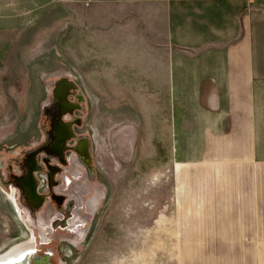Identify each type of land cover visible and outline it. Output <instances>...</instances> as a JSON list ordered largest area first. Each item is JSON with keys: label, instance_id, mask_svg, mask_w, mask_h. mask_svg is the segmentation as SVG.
Listing matches in <instances>:
<instances>
[{"label": "rangeland", "instance_id": "374dc122", "mask_svg": "<svg viewBox=\"0 0 264 264\" xmlns=\"http://www.w3.org/2000/svg\"><path fill=\"white\" fill-rule=\"evenodd\" d=\"M75 5L0 0V140H8L0 157L30 144L49 74L70 73L87 99L84 122L107 189L87 241L60 248L65 264H255L256 243L264 240V174L258 207L257 193L247 199L244 175L248 168L264 173V160L249 166L220 159L242 154L218 138L205 146L202 129L192 130L191 144V130H179L174 145L167 97L141 103L124 96L123 82L115 89L118 81L98 66L91 71V49L78 48L90 38L81 29H90V20ZM259 150L264 157V144ZM15 217L0 190V254L26 240Z\"/></svg>", "mask_w": 264, "mask_h": 264}, {"label": "crops", "instance_id": "0c3cea01", "mask_svg": "<svg viewBox=\"0 0 264 264\" xmlns=\"http://www.w3.org/2000/svg\"><path fill=\"white\" fill-rule=\"evenodd\" d=\"M60 1L76 2L90 20V29L81 28L90 38L78 48L91 49L92 72L98 66L109 82L118 81L115 89L123 82L124 96L141 103L153 95L168 98L174 145L179 130H191V144L192 130L202 129L205 146L218 138L242 154L220 159L249 166L264 160V0ZM153 119H163L158 107ZM247 170V199L257 193L258 207L264 173ZM255 255V264H264V240Z\"/></svg>", "mask_w": 264, "mask_h": 264}, {"label": "flooded vegetation", "instance_id": "af4514ba", "mask_svg": "<svg viewBox=\"0 0 264 264\" xmlns=\"http://www.w3.org/2000/svg\"><path fill=\"white\" fill-rule=\"evenodd\" d=\"M46 78L30 144L0 157V190L28 242L16 264H65L60 248L71 251L87 241L106 196L81 85L70 73Z\"/></svg>", "mask_w": 264, "mask_h": 264}, {"label": "water", "instance_id": "95a60500", "mask_svg": "<svg viewBox=\"0 0 264 264\" xmlns=\"http://www.w3.org/2000/svg\"><path fill=\"white\" fill-rule=\"evenodd\" d=\"M9 250H7L6 252H3L2 254H0V264H16L15 263L16 258H18L19 256L15 255L17 253H13L11 255L9 253ZM15 256H16V258H15Z\"/></svg>", "mask_w": 264, "mask_h": 264}, {"label": "bare ground", "instance_id": "6f19581e", "mask_svg": "<svg viewBox=\"0 0 264 264\" xmlns=\"http://www.w3.org/2000/svg\"><path fill=\"white\" fill-rule=\"evenodd\" d=\"M27 244H28V242H26V241H23V242H16V243H14V245L10 248V250H9V253L12 255L13 253H17V254H15L16 256H18V252H23L22 251V248H24V247H27ZM15 256V257H16Z\"/></svg>", "mask_w": 264, "mask_h": 264}]
</instances>
